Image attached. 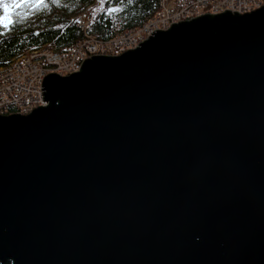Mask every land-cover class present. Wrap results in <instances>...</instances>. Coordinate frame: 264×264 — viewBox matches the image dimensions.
Instances as JSON below:
<instances>
[{"label":"water","instance_id":"obj_1","mask_svg":"<svg viewBox=\"0 0 264 264\" xmlns=\"http://www.w3.org/2000/svg\"><path fill=\"white\" fill-rule=\"evenodd\" d=\"M0 114V261L264 264V5L157 28Z\"/></svg>","mask_w":264,"mask_h":264},{"label":"built area","instance_id":"obj_2","mask_svg":"<svg viewBox=\"0 0 264 264\" xmlns=\"http://www.w3.org/2000/svg\"><path fill=\"white\" fill-rule=\"evenodd\" d=\"M99 3L102 0H95L73 16L84 31L83 38L61 49L47 43L28 48L0 66V114L29 113L46 104L42 86L51 72L70 74L81 69L85 58L94 54H120L138 46L157 28L166 29L175 22L228 8L251 11L264 5V0H160V9L152 19L107 39L90 30L94 20L92 9Z\"/></svg>","mask_w":264,"mask_h":264},{"label":"trees","instance_id":"obj_3","mask_svg":"<svg viewBox=\"0 0 264 264\" xmlns=\"http://www.w3.org/2000/svg\"><path fill=\"white\" fill-rule=\"evenodd\" d=\"M95 0H43L39 6L26 2L12 11L13 23L0 24V66L28 48L50 44L64 48L84 37L73 15ZM109 8L116 11L109 12ZM160 9V0H102L95 9L90 30L107 39L119 31L137 28L152 19ZM0 6V16H3ZM0 264H11L4 261Z\"/></svg>","mask_w":264,"mask_h":264},{"label":"snow or ice","instance_id":"obj_4","mask_svg":"<svg viewBox=\"0 0 264 264\" xmlns=\"http://www.w3.org/2000/svg\"><path fill=\"white\" fill-rule=\"evenodd\" d=\"M27 0H10V2H5V0H0V6H2L4 15L0 16V24H4L5 27H8V24L13 23L14 21L12 18L8 15L9 8H19L23 4H25ZM43 4V0H35V6H39ZM109 12L116 11L114 8H109Z\"/></svg>","mask_w":264,"mask_h":264},{"label":"rangeland","instance_id":"obj_5","mask_svg":"<svg viewBox=\"0 0 264 264\" xmlns=\"http://www.w3.org/2000/svg\"><path fill=\"white\" fill-rule=\"evenodd\" d=\"M5 2H10V0H5ZM18 2H19V0H18ZM29 2H30V3H29L30 5H33V6L35 5V0H33V1H29ZM24 5H25V4H24ZM100 5H101V3H99V4H97V5H94V7H93V9H92L94 13H95V9H97V7L100 6ZM85 7H86V6H85ZM85 7H84V8H85ZM84 8H82L80 11H83ZM12 11H13V10H8V15H9V16H11ZM80 11H79V12H80ZM77 13H78V12H77ZM3 15H4V13H3ZM74 15H75V14H74ZM74 15H73V16H74ZM48 45H50V44L48 43ZM50 46H51V45H50ZM52 47H55V46H52ZM56 48H57V47H56Z\"/></svg>","mask_w":264,"mask_h":264},{"label":"flooded vegetation","instance_id":"obj_6","mask_svg":"<svg viewBox=\"0 0 264 264\" xmlns=\"http://www.w3.org/2000/svg\"><path fill=\"white\" fill-rule=\"evenodd\" d=\"M29 1H33V0H27V2H29ZM24 5V4H23ZM11 18H12V15L10 16Z\"/></svg>","mask_w":264,"mask_h":264}]
</instances>
